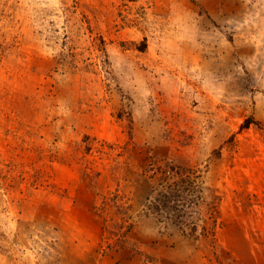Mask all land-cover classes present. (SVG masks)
Instances as JSON below:
<instances>
[{
    "label": "rangeland",
    "instance_id": "374dc122",
    "mask_svg": "<svg viewBox=\"0 0 264 264\" xmlns=\"http://www.w3.org/2000/svg\"><path fill=\"white\" fill-rule=\"evenodd\" d=\"M178 172L218 195L213 238L151 210ZM254 258L264 0H0V264Z\"/></svg>",
    "mask_w": 264,
    "mask_h": 264
},
{
    "label": "trees",
    "instance_id": "16d2710c",
    "mask_svg": "<svg viewBox=\"0 0 264 264\" xmlns=\"http://www.w3.org/2000/svg\"><path fill=\"white\" fill-rule=\"evenodd\" d=\"M178 173L181 176L152 200L151 210L187 236L213 238L219 220L218 195H207L203 182L191 173Z\"/></svg>",
    "mask_w": 264,
    "mask_h": 264
},
{
    "label": "crops",
    "instance_id": "0c3cea01",
    "mask_svg": "<svg viewBox=\"0 0 264 264\" xmlns=\"http://www.w3.org/2000/svg\"><path fill=\"white\" fill-rule=\"evenodd\" d=\"M254 260H255V262H253V263L256 264V258H254ZM204 264H209V263L207 262V260H205Z\"/></svg>",
    "mask_w": 264,
    "mask_h": 264
}]
</instances>
